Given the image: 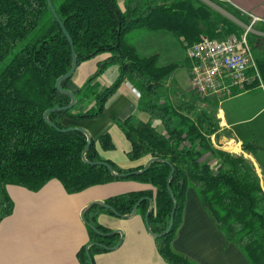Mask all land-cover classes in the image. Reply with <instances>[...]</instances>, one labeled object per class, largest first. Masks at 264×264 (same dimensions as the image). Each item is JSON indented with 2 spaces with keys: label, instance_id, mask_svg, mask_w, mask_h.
Masks as SVG:
<instances>
[{
  "label": "trees",
  "instance_id": "trees-1",
  "mask_svg": "<svg viewBox=\"0 0 264 264\" xmlns=\"http://www.w3.org/2000/svg\"><path fill=\"white\" fill-rule=\"evenodd\" d=\"M212 1L250 23L225 0ZM52 2L74 43L78 66L99 55L108 56L100 63L98 72L73 92L77 103L72 109L49 114L54 127L50 126L44 119L45 113L71 103V98L56 87L57 80L72 68L71 44L47 0H0V66L21 47L0 73V223L14 210L9 186L38 192L57 180L68 194H78L94 186L137 181L153 189L112 196L105 203L120 217L131 215L139 205L138 213L145 220L151 208L150 199L153 200L155 209L149 224L156 235L169 229L176 204L171 231L155 239L158 252L166 264H197L173 247L183 224L188 191L193 188L224 236L225 247L233 244L250 264H264V189L249 160L213 145L210 138L220 129L216 117L202 111L191 118L183 113L182 104L158 103L166 80L179 69L191 70V61L186 58L181 63L160 65V51L143 55L130 39L140 30L167 32L179 39L186 50L203 36L224 39L241 36L245 31L200 0H125L123 9L119 0ZM248 37L263 39L252 34ZM256 64L264 82V57L256 58ZM109 66H117L119 76L116 83L104 88L98 78ZM72 78L62 83L64 89L70 90ZM124 82L140 92L139 110L150 117L146 123L139 120V115L113 119L132 144L127 157L132 161L146 157L160 161L152 163L142 174L130 175L144 167L122 169L102 160L101 151L115 149L106 133L92 140L86 159L91 163L106 162L117 174L126 175L116 177L104 165L83 161L87 136L76 130L66 131L74 126H66L64 120L98 119ZM255 85L259 82L247 90ZM242 149L252 154L264 150L255 138L245 141ZM206 154L213 161H204ZM102 213L114 214L99 204L85 213V221L101 233L88 227L90 242L94 243L89 248L92 259L116 248L120 242L119 235L98 223ZM86 249L84 246L78 252V264H90Z\"/></svg>",
  "mask_w": 264,
  "mask_h": 264
},
{
  "label": "crops",
  "instance_id": "crops-1",
  "mask_svg": "<svg viewBox=\"0 0 264 264\" xmlns=\"http://www.w3.org/2000/svg\"><path fill=\"white\" fill-rule=\"evenodd\" d=\"M225 1L244 15L250 21L249 24L253 16L257 20L253 27L264 32V0ZM124 4L125 0H119L122 9ZM248 38L255 60L264 57V38ZM107 56L99 61V66ZM79 67L80 65L69 86L72 93L84 84L83 79L89 75V72L82 71L78 81L76 76ZM190 73L187 67L185 87L177 84L173 74L166 80L157 97L159 105L182 104L185 106L183 113L191 118L202 111L216 117L220 129L211 136L212 143L215 135V138L221 139L227 146L228 149L223 151L246 157L264 189V150L252 154L242 149L243 143L253 138L264 148V118L257 121V116L264 112V82L246 91H238L221 105L218 100L200 97L192 90ZM118 76V67L109 66L102 72L98 82L102 87L108 88L116 83ZM215 104L217 109L213 111L215 113H211L212 108H209ZM188 110L191 111L190 114L185 113ZM132 115H139V120L145 123L150 119L147 112L139 110V98L132 92L128 82H124L98 119L81 122L65 119L64 124L84 129L94 140L108 133L115 149L101 151L102 160L110 161L122 169H136L144 167L151 157L137 161L128 159L132 144L113 120H124ZM204 159L213 161L210 154H206ZM150 189L153 187L137 181H118L94 186L78 194H68L57 180L50 181L38 192L9 186L8 192L14 203V210L12 215L0 223V264H78V252L91 243L88 225L83 218L87 207L97 201L105 202L112 196ZM190 202L188 195L183 224L173 242L174 249L197 264H250L235 245L225 247L224 236L207 212L201 207L197 208V205L191 210ZM98 223L111 233L120 231L121 233H117L120 244L112 250L96 254L94 264H166L158 252L155 238L150 235L145 220L138 211L135 216L126 217L102 213L98 217Z\"/></svg>",
  "mask_w": 264,
  "mask_h": 264
},
{
  "label": "built area",
  "instance_id": "built-area-1",
  "mask_svg": "<svg viewBox=\"0 0 264 264\" xmlns=\"http://www.w3.org/2000/svg\"><path fill=\"white\" fill-rule=\"evenodd\" d=\"M256 22L251 16V25ZM248 34L230 35L224 39L203 36L199 42L187 47L186 58L192 63L190 85L194 92L200 97L213 98L221 103L234 96L236 91H246L256 81L262 85L261 75L248 43ZM128 84L140 98V92ZM213 145L219 150L228 149L215 135Z\"/></svg>",
  "mask_w": 264,
  "mask_h": 264
},
{
  "label": "water",
  "instance_id": "water-1",
  "mask_svg": "<svg viewBox=\"0 0 264 264\" xmlns=\"http://www.w3.org/2000/svg\"><path fill=\"white\" fill-rule=\"evenodd\" d=\"M47 1H48V3H49V6H50L51 11L53 12L55 18L59 21V23H60V25H61V27H62V29H63V31H64L65 36L67 37L68 41L70 42L71 47H72V53H73V65H72V68H71L70 72L67 73L66 75L62 76L61 78H59V79L57 80V83H56V87H57L58 91L61 92V93H63V94H65V95H67V96H69V97L71 98V103H70L68 106L64 107V108H58V109L49 110V111H47V112L45 113V115H44V119H45V121H46L50 126L54 127V125L49 121V118H48L49 114H50L51 112L56 111V110H70V109H72V108L76 105V103H77V99H76L74 93H72V92L69 91V90L64 89V88L62 87V83H63L64 81L70 79V78L74 75V73L76 72V69H77V67H78V58H77V55H76V53H75V51H74V43H73V41H72L70 35L67 33L66 29L64 28L63 24H62L61 21L59 20L58 15L56 14V11H55V8H54V5H53L52 0H47ZM200 1H202L203 3H205L206 5H208L210 8L214 9L215 11H217L218 13H220L221 15H223L225 18L229 19L231 22H233V23H235L236 25H238V26H239L240 28H242L245 32H247V33H249V34H252V35H254V36H257V37L264 38V32L257 30V29H256L255 27H253V25H251V24H247V23L243 22L241 19H239L238 17H236L234 14H232L231 12H229L228 10H226L225 8L219 6L218 4H216L215 2H213L212 0H200ZM72 130L80 131V132L84 133V134L87 136V139H88V145H87V147H86V149H85V151H84V153H83V161H84L85 163H87V164H91V165H104V166H106L107 169L111 172V174L114 175V176H116V177H123V176H126V175H120V174H117V173L114 171L113 167H112L110 164L106 163V162H97V163H91V162H89V161L86 159V152H87L88 148H89L90 145H91V142H92V140H93L92 137L90 136V134H89L87 131H85L84 129H81V128L73 127V128H69V129H67L66 131H72ZM157 161H160V159H158V158H150V159L146 162V164L144 165V168H143L142 170L137 171V172H134V173H132V174H130V175H139V174L144 173L145 171L148 170V168L150 167V165H151L152 163L157 162ZM163 162L169 164V161H167V160H164ZM174 172H175V169L172 168V173H171V174H173ZM130 175H129V176H130ZM168 188H169V191H170V195H171V197L174 199L175 196H174V193H173V191H172V189H171V182H170V180H169V182H168ZM95 204H99V205H101V206H103V207H105V208L111 210L115 215L118 216L117 212H116L115 210H113L110 206H108L105 202L97 201L96 203H92L90 206H88L87 209L83 212V218H84V220H85V213H86V211H88V210H89L93 205H95ZM150 204H151V208L149 209V211H148L147 214H146L145 223H146V227H147V229H148L149 232H150V235L156 239V238H159V237H162V236L167 235V234L171 231V229H172V227H173V223H174V216H175V212H176V204L174 205V208H173V212H172V217H171V222H170L169 229H168L165 233L160 234V235H156V234H154L153 232H151V228H150V224H149V216L154 212V209H155L154 202H153V200H151V199H150ZM138 206H139V205H136V206H135V208H134L132 214L129 215V216H135V215H136V213H137V211H138ZM124 217H126V216H124ZM86 223H87V222H86ZM87 225H88V227H91V228H92L97 234H101V233H100L96 228H94L92 225H90V224H88V223H87ZM117 233H121V232H120V231H115V232L112 233V234L115 235V234H117ZM93 244H94V243H90L89 245H87V249H86V253H87L88 257H89L90 264H94L93 259H92V257L90 256V253H89V248H90ZM119 244H120V243H119Z\"/></svg>",
  "mask_w": 264,
  "mask_h": 264
},
{
  "label": "rangeland",
  "instance_id": "rangeland-1",
  "mask_svg": "<svg viewBox=\"0 0 264 264\" xmlns=\"http://www.w3.org/2000/svg\"><path fill=\"white\" fill-rule=\"evenodd\" d=\"M131 42L138 48V51L145 55L150 54L154 51H160L161 57L159 59L160 65H165L169 63H181L186 60V50L182 44V42L174 37L173 35L167 33V32H150L145 30H140L139 32H136L130 36ZM21 49L18 48L14 52L12 56H10L3 65L0 66V73L2 70L9 64L13 56ZM107 54H102L97 56L95 59L87 61L85 63L80 64V67L78 68V74H77V80L80 81V73L82 71L89 72V75L83 79L84 83L92 76H94L98 70L99 67V61H102L104 57H106ZM186 70L187 67H184L182 69H179L175 71L173 74L176 77V81L178 85H182L183 87L186 86ZM91 71V73H90ZM196 94V93H195ZM224 101V100H223ZM223 101L220 103L223 104ZM222 106H220L221 108ZM212 108V109H211ZM209 109H211V113L214 110L217 109V105L211 106ZM264 118V112L257 116V121ZM218 142V141H217ZM212 157V156H211ZM206 162H209L205 159H203ZM262 162H264V159L262 158ZM264 164V163H263ZM188 195L191 199L190 209L193 210L195 208V205H197V208H200L202 210H205L200 202V199L198 197V194L195 189L190 188ZM221 233V232H220ZM222 234V233H221Z\"/></svg>",
  "mask_w": 264,
  "mask_h": 264
}]
</instances>
